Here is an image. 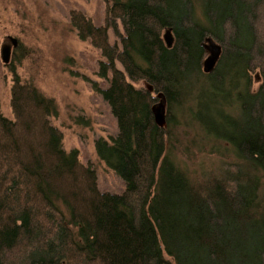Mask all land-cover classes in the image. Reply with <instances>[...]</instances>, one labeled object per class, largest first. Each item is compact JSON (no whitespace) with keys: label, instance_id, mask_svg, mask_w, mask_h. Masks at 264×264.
<instances>
[{"label":"trees","instance_id":"trees-1","mask_svg":"<svg viewBox=\"0 0 264 264\" xmlns=\"http://www.w3.org/2000/svg\"><path fill=\"white\" fill-rule=\"evenodd\" d=\"M103 2L100 25L68 19L99 51L106 85H90L115 133L93 146L123 189L97 187L91 164L62 149L52 100L12 73L0 264H264V0ZM206 39L220 51L203 72ZM184 139L225 163L190 175L171 157Z\"/></svg>","mask_w":264,"mask_h":264},{"label":"rangeland","instance_id":"rangeland-1","mask_svg":"<svg viewBox=\"0 0 264 264\" xmlns=\"http://www.w3.org/2000/svg\"><path fill=\"white\" fill-rule=\"evenodd\" d=\"M72 9L96 25L103 21V0H0V48L3 44L10 46L8 63L0 59V113L11 118L9 84L11 74L16 73L52 100L55 110L49 120L62 133V149H76L79 159L91 164L100 190L119 193L123 181L97 157L93 146L96 138L108 139L115 133L114 118L90 85H106L96 74L99 51L79 39L70 27L68 15ZM8 37L15 38L17 46L13 48ZM162 110L160 97L152 107L157 123L162 121ZM198 144L189 145L184 139L171 157L194 177L214 173L223 166L224 158L198 150Z\"/></svg>","mask_w":264,"mask_h":264},{"label":"water","instance_id":"water-1","mask_svg":"<svg viewBox=\"0 0 264 264\" xmlns=\"http://www.w3.org/2000/svg\"><path fill=\"white\" fill-rule=\"evenodd\" d=\"M164 39L166 41V44L168 45L169 44L168 36H164ZM8 40L12 47L16 45V40L14 38L8 37ZM205 47L207 50V55L202 61L203 72H207L213 67L220 51L219 46L210 39H206ZM9 53H10V46L7 44H3L0 48V59L3 64L8 63Z\"/></svg>","mask_w":264,"mask_h":264},{"label":"flooded vegetation","instance_id":"flooded-vegetation-1","mask_svg":"<svg viewBox=\"0 0 264 264\" xmlns=\"http://www.w3.org/2000/svg\"><path fill=\"white\" fill-rule=\"evenodd\" d=\"M16 46H17V40H16Z\"/></svg>","mask_w":264,"mask_h":264}]
</instances>
